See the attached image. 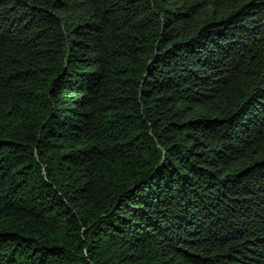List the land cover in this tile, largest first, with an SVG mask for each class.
I'll use <instances>...</instances> for the list:
<instances>
[{
    "label": "trees",
    "instance_id": "1",
    "mask_svg": "<svg viewBox=\"0 0 264 264\" xmlns=\"http://www.w3.org/2000/svg\"><path fill=\"white\" fill-rule=\"evenodd\" d=\"M0 264H264V0H0Z\"/></svg>",
    "mask_w": 264,
    "mask_h": 264
}]
</instances>
